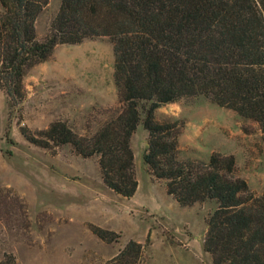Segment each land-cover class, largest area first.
<instances>
[{
  "label": "trees",
  "instance_id": "16d2710c",
  "mask_svg": "<svg viewBox=\"0 0 264 264\" xmlns=\"http://www.w3.org/2000/svg\"><path fill=\"white\" fill-rule=\"evenodd\" d=\"M0 3V91L11 108L27 99V75L57 46L99 37L114 45L119 114L93 136L59 121L38 135L25 130L29 141L44 148L72 144L85 158L99 156L105 184L134 198L140 182L132 140L144 122L150 135L144 160L166 180L168 193L182 206L218 203L205 240L214 264H264V194L237 175L235 155L181 159V125L156 117L163 105L205 96L264 132V0H63L44 41L36 23L49 0ZM91 229L109 243L122 238L97 225ZM145 250L132 240L113 263L142 264Z\"/></svg>",
  "mask_w": 264,
  "mask_h": 264
},
{
  "label": "rangeland",
  "instance_id": "374dc122",
  "mask_svg": "<svg viewBox=\"0 0 264 264\" xmlns=\"http://www.w3.org/2000/svg\"><path fill=\"white\" fill-rule=\"evenodd\" d=\"M62 1L49 0L38 17L41 41L51 34ZM115 63L108 37L61 44L49 61L30 70L22 104L11 108L0 91V264H115L132 240L146 246L142 264H214L205 240L218 203L182 206L168 193L166 180L144 160L150 140L144 122L132 140L140 182L134 198L105 184L99 156L85 158L72 144L40 147L24 134L38 135L59 121L81 136L96 134L122 109ZM156 117L181 125V159L235 155L237 175L264 194V132L258 123L205 96L163 105ZM92 225L122 238L104 241Z\"/></svg>",
  "mask_w": 264,
  "mask_h": 264
}]
</instances>
